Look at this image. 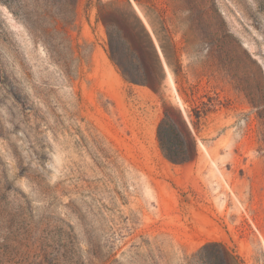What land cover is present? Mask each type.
Masks as SVG:
<instances>
[{
	"label": "rangeland",
	"instance_id": "rangeland-1",
	"mask_svg": "<svg viewBox=\"0 0 264 264\" xmlns=\"http://www.w3.org/2000/svg\"><path fill=\"white\" fill-rule=\"evenodd\" d=\"M0 264H264V0H0Z\"/></svg>",
	"mask_w": 264,
	"mask_h": 264
},
{
	"label": "trees",
	"instance_id": "trees-1",
	"mask_svg": "<svg viewBox=\"0 0 264 264\" xmlns=\"http://www.w3.org/2000/svg\"><path fill=\"white\" fill-rule=\"evenodd\" d=\"M97 17L103 23L106 31V44H107V52L109 57L115 62V64L119 67L122 75L127 81L130 82H142V80L134 78L131 74L127 73L126 69L124 68V61L128 55V51L131 50L129 47V40H134L137 42V47L132 49L131 56L140 61L141 60V53L143 51H147L154 55L155 47L152 41V38L145 28V26L138 21L137 24H134L131 27V30H127L123 23L120 20H113L110 19L109 16L101 9L98 8ZM131 38V39H129ZM166 156L173 160L171 155L166 153ZM182 161L185 160L181 159Z\"/></svg>",
	"mask_w": 264,
	"mask_h": 264
}]
</instances>
